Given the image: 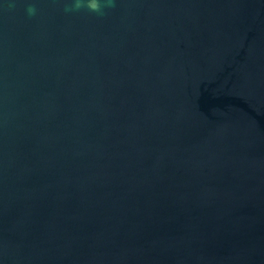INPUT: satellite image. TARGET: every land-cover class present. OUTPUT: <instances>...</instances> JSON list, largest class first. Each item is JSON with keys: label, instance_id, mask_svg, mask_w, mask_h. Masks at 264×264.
I'll use <instances>...</instances> for the list:
<instances>
[{"label": "water", "instance_id": "obj_1", "mask_svg": "<svg viewBox=\"0 0 264 264\" xmlns=\"http://www.w3.org/2000/svg\"><path fill=\"white\" fill-rule=\"evenodd\" d=\"M0 264H264V0H0Z\"/></svg>", "mask_w": 264, "mask_h": 264}]
</instances>
